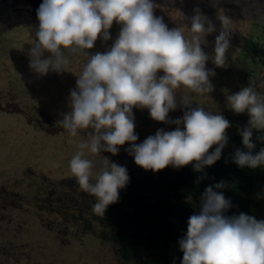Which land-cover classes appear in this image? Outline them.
<instances>
[{
    "label": "clouds",
    "instance_id": "1",
    "mask_svg": "<svg viewBox=\"0 0 264 264\" xmlns=\"http://www.w3.org/2000/svg\"><path fill=\"white\" fill-rule=\"evenodd\" d=\"M156 8L154 0H43L37 9L39 26L29 51L31 69L43 76L50 70L67 69L71 57L87 58L77 87L70 92L71 110L56 123L73 137L86 130L87 139L78 144L69 169L79 187L95 197L92 212L97 216L104 217L108 206L119 201L130 176L126 166L106 156L101 169L94 172V162L86 153L117 155L119 146L130 143L125 151L145 170L159 172L192 164L200 172L220 159L228 143L231 122L199 103L193 106L189 94L214 90L210 77L215 72L206 68L210 57L202 47L208 43L205 37L215 31L214 25L196 9L190 18L191 34L186 35L180 26L169 28L155 14ZM218 18L222 30L212 59L222 68L228 62L232 21L222 13ZM114 22L121 28L112 46L90 54L87 50L98 38L111 39ZM181 88L187 91L178 96ZM227 101L235 113L250 116L248 126L239 129L247 151L237 149L233 161L241 168L264 166V148L254 153L252 140L253 129L264 132V93L250 82L228 95ZM179 105L185 108L183 116L170 119L169 112ZM134 108L148 109L153 120L177 127L158 129L136 143ZM224 187L221 181L201 194L199 210L189 217L186 235L179 240L181 264H264V220L243 212L226 215L231 201L216 190Z\"/></svg>",
    "mask_w": 264,
    "mask_h": 264
},
{
    "label": "rangeland",
    "instance_id": "2",
    "mask_svg": "<svg viewBox=\"0 0 264 264\" xmlns=\"http://www.w3.org/2000/svg\"><path fill=\"white\" fill-rule=\"evenodd\" d=\"M154 3L157 4L155 14L162 16L169 28L180 26L186 35L191 34L190 18L196 15V9L215 27V31L205 37L207 45H202L210 57L206 68L215 72L210 77L214 90L202 95L189 93L193 103H199L214 113L224 112L231 110L227 96L240 91L250 82L264 93V18L253 13L250 3L245 0H225L216 6L207 0H154ZM221 13L232 21L228 62L222 68L217 67L212 59L215 39L222 30V22L218 18ZM38 26L22 24L0 33V104L6 107L7 101H15L16 105L15 108L7 106L6 110L0 107V182L13 185L19 181V192L28 199L23 202L24 210L15 209V221L26 220L28 223L25 226H31L29 231L24 228L18 239L30 241L31 244L25 249L27 253H32V257L21 253L15 260L8 257L9 261L11 264H129L118 253L117 244L104 236L117 230L119 224L113 218H107L106 213L101 217L92 212L95 197L79 187L69 169V161L78 144L87 139L86 130L79 131L73 137L57 125L58 120H52V124L44 120V125L40 122L47 115L63 116L71 110L70 92L77 87L78 74L87 58L83 55L71 57L67 69L60 72L50 70L43 76L36 73L29 66V51L35 42ZM120 28L121 25L114 22L109 29L111 39L104 41L100 37L95 46L87 51L90 54L107 51L119 35ZM47 55L45 53V57ZM159 74L163 75V72ZM185 91L181 88L177 90V95ZM181 107L184 106L179 105L176 110ZM172 112H169L170 119L180 118L178 114L172 115ZM133 114L135 131L139 136L136 143L143 142L149 135H155L158 129L172 131L177 127L153 120L148 109L134 108ZM241 114L250 120L247 112ZM56 127L59 129L55 130ZM119 147L117 155L110 152L98 155L86 153L87 158L94 162L93 171L101 169L104 156L126 166L129 175L147 171L138 166L134 156L125 151L130 143ZM50 181L54 182L53 187L57 191L63 189L72 194L83 208L81 205L78 209L72 207L77 203L72 201L71 196L69 200L65 198V210L57 202L49 208L48 202L42 199L38 201L37 196L43 195L38 194L34 184ZM72 187L74 189L71 191ZM46 195L47 192L44 198ZM250 195L252 216L264 220V168L260 170ZM63 212H66L67 218H64ZM64 229H67V233ZM64 238L68 240L63 242Z\"/></svg>",
    "mask_w": 264,
    "mask_h": 264
},
{
    "label": "trees",
    "instance_id": "3",
    "mask_svg": "<svg viewBox=\"0 0 264 264\" xmlns=\"http://www.w3.org/2000/svg\"><path fill=\"white\" fill-rule=\"evenodd\" d=\"M184 111L181 107L172 115L182 117ZM219 113L231 122L227 130L228 143L219 160L200 172L189 164L179 169L168 166L159 172L147 170L130 174V182L120 190L119 201L108 206L107 218H113L119 228L104 236L117 244L125 262L173 264L174 246L186 235L189 217L198 212L201 194L206 187L221 181L226 187L216 190L222 191L232 204L226 215L243 212L252 216L250 190L264 166L241 168L233 161L237 149L247 151L239 129L246 128L249 119L232 110ZM260 136H264V132L253 129L254 153L264 148V140L258 139ZM215 147L209 151H214ZM199 177L204 178L198 180Z\"/></svg>",
    "mask_w": 264,
    "mask_h": 264
},
{
    "label": "flooded vegetation",
    "instance_id": "4",
    "mask_svg": "<svg viewBox=\"0 0 264 264\" xmlns=\"http://www.w3.org/2000/svg\"><path fill=\"white\" fill-rule=\"evenodd\" d=\"M210 3H214L215 6L216 4H221L225 0H207ZM244 1V0H242ZM247 3H250L251 9L254 14L258 16H262L264 18V0H245ZM256 1V2H255ZM7 106H10L12 108H15V101H7L6 102ZM3 106L0 104V107L2 110H6L8 107ZM15 110V109H14ZM22 110V109H21ZM63 116H57V115H50L44 117V119H40L41 125H44V120L47 121L48 124H52V120H59L62 119ZM58 118V119H57ZM59 128H55V130H58ZM63 129V128H61ZM36 173L34 172V175ZM46 177H44V180ZM51 183H42V184H34L37 187L38 194H42L43 197L37 196V200L40 201L39 199H42L41 201H46L48 202V207H51V204L57 202L60 206L63 207L67 206V203L65 201L70 199V196L72 194H68L67 190L61 189L60 191H57L56 188L53 186L55 185L53 181H50ZM19 181L15 182L13 185H9L6 183H1L0 182V264H11L9 261V258H14L19 256L21 253L23 255H26L27 257L31 258L32 253H27L26 247L31 244L29 240H23V239H18L19 238V233L23 232L24 228H27L28 231L31 229V226H25V223H28L26 220H23V222L20 221H15V209H22L24 210L23 202H25L28 197L25 195H21L19 192ZM32 185V184H30ZM71 185H75V183H71ZM74 189V187L71 188V191ZM70 191V192H71ZM45 192H47L46 198L45 197ZM72 201L76 202L77 205H72V207H75L78 209L79 201H76L73 196H71ZM83 208V205L80 206ZM64 209V210H65ZM28 210V209H26ZM25 210V211H26ZM83 213V211H82ZM64 218H67L66 212H63ZM42 220H44V217L39 214L38 215ZM69 220V219H68ZM43 222V221H41ZM61 231V230H60ZM64 232L67 233V229H64ZM68 239L64 238L63 242H66ZM34 244H36L34 242ZM22 249V250H20ZM25 249V250H24ZM1 256L4 258L2 259ZM13 260V261H14Z\"/></svg>",
    "mask_w": 264,
    "mask_h": 264
},
{
    "label": "water",
    "instance_id": "5",
    "mask_svg": "<svg viewBox=\"0 0 264 264\" xmlns=\"http://www.w3.org/2000/svg\"><path fill=\"white\" fill-rule=\"evenodd\" d=\"M41 3L43 0H0V33L13 26L39 24L37 9Z\"/></svg>",
    "mask_w": 264,
    "mask_h": 264
},
{
    "label": "built area",
    "instance_id": "6",
    "mask_svg": "<svg viewBox=\"0 0 264 264\" xmlns=\"http://www.w3.org/2000/svg\"><path fill=\"white\" fill-rule=\"evenodd\" d=\"M182 258L183 252L180 250L179 244H176L172 252L173 264H181Z\"/></svg>",
    "mask_w": 264,
    "mask_h": 264
}]
</instances>
